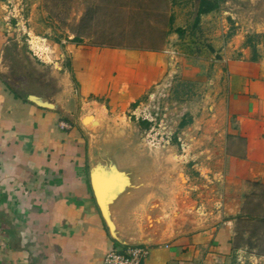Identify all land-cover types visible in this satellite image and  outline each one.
<instances>
[{
  "label": "crops",
  "instance_id": "0c3cea01",
  "mask_svg": "<svg viewBox=\"0 0 264 264\" xmlns=\"http://www.w3.org/2000/svg\"><path fill=\"white\" fill-rule=\"evenodd\" d=\"M237 41L228 43L221 63L227 85L207 97L208 113L190 127L202 128L206 152L218 159L228 191L244 182L264 185V63L252 61L248 49L234 48ZM8 43L0 28V61ZM67 51L71 65L62 68L58 91L29 93L59 110L32 103L0 74V264H104L110 252L140 244L150 250L144 264H228L235 216H222L221 224L219 217H175L182 187L150 180L149 166L132 150L112 149L114 136L124 134L113 128L115 120L99 100L133 104L165 77L162 60L83 43ZM90 97L93 107L84 103ZM94 125L107 130L94 136ZM96 166L107 183L105 199L113 194L107 182L112 168L128 184L110 206L116 236L93 188Z\"/></svg>",
  "mask_w": 264,
  "mask_h": 264
},
{
  "label": "rangeland",
  "instance_id": "374dc122",
  "mask_svg": "<svg viewBox=\"0 0 264 264\" xmlns=\"http://www.w3.org/2000/svg\"><path fill=\"white\" fill-rule=\"evenodd\" d=\"M199 3L0 0V28L9 42L3 50L0 74L11 87L26 94L40 90L54 95L62 68L71 65L67 47L80 44L72 41L76 34H80L83 45L124 54L141 52L153 63L162 60L165 77L135 101V107L124 106L120 99L116 106H110L106 98L99 100L108 107V117L115 120L113 128L124 134L114 136L112 149L132 150L135 160L143 159L149 166L150 180L161 179L182 187L175 217L180 212L190 219L219 217L215 222L221 224L222 216H235L228 264H264V185L244 182L238 189L226 190V175L218 159H211L206 152L202 128L190 130L196 119L208 113L203 105L207 97L215 96L227 85L221 63L228 43L239 40L233 47L248 49L252 58L251 48L247 47L251 36L258 52L257 62L264 63V0H220L219 7L201 16L196 24ZM96 5L101 8L83 20L86 11L94 10ZM119 42L139 49L108 46ZM32 49L41 51V60ZM234 52L243 55L236 49ZM126 87L121 84V93L127 92ZM91 101L92 97L84 103L87 107L96 105ZM142 117L147 118L146 126L142 125ZM87 120L89 125L91 121ZM91 129L94 136L107 130L95 125ZM125 135L128 140L116 139ZM168 139L169 144L165 143ZM118 178L122 179L120 175Z\"/></svg>",
  "mask_w": 264,
  "mask_h": 264
},
{
  "label": "water",
  "instance_id": "95a60500",
  "mask_svg": "<svg viewBox=\"0 0 264 264\" xmlns=\"http://www.w3.org/2000/svg\"><path fill=\"white\" fill-rule=\"evenodd\" d=\"M28 100L41 108H45L49 110H59L60 108L59 104L52 102L51 100L45 98L42 95L29 94ZM111 171L112 172H111L110 178L107 181L108 184L110 181L109 187H111V193H113L111 198H108V199L104 198L102 188L104 187L103 185H106L107 183L99 179V167L98 166H96L92 171V184L96 192V196L98 198L104 218L106 219L113 235L116 236V229H115V224L111 216L110 206L116 198H118L121 194L127 191L126 186L128 184L124 176V173L117 170L116 168H112ZM119 175L122 177L123 179L122 181L121 179L118 178Z\"/></svg>",
  "mask_w": 264,
  "mask_h": 264
},
{
  "label": "built area",
  "instance_id": "2783aa9c",
  "mask_svg": "<svg viewBox=\"0 0 264 264\" xmlns=\"http://www.w3.org/2000/svg\"><path fill=\"white\" fill-rule=\"evenodd\" d=\"M37 49H41V47H38L37 45ZM45 49L46 51L48 50V48ZM32 51L34 56L41 60V57L39 56L41 51L38 50L40 51L39 53L34 51L33 49ZM141 121L144 123L145 121H147V118L142 117ZM165 143L169 144L170 140L168 139ZM149 254L150 250L146 245H134L128 247L123 251L114 250L110 252L106 255L104 264H144L148 259Z\"/></svg>",
  "mask_w": 264,
  "mask_h": 264
},
{
  "label": "trees",
  "instance_id": "16d2710c",
  "mask_svg": "<svg viewBox=\"0 0 264 264\" xmlns=\"http://www.w3.org/2000/svg\"><path fill=\"white\" fill-rule=\"evenodd\" d=\"M219 1L220 0H200V3H199V7H198V12H197V16H196V19H195V23L198 24L199 21H200V17L203 16V15H206V14H209L213 11H215L218 7H219ZM101 8L100 5H96L95 9L94 10H87L86 11V14L83 18V20H88V18L92 17V14L97 12L99 9ZM82 24V23H81ZM73 42H77V43H81V38H80V34H76L74 40H72ZM252 38L251 36L248 38V43H247V47L251 48V51H252V58L251 60L252 61H257L258 59V52H257V49L256 47L252 44ZM104 44H101L100 46H103ZM109 47L111 48H126V49H134V50H138L139 48L137 47H134L130 44H127V43H122V42H119V43H116V44H109L108 45ZM137 104H133V106L135 107ZM143 126H146L147 124L146 123H143L142 124ZM184 125V124H183Z\"/></svg>",
  "mask_w": 264,
  "mask_h": 264
},
{
  "label": "bare ground",
  "instance_id": "6f19581e",
  "mask_svg": "<svg viewBox=\"0 0 264 264\" xmlns=\"http://www.w3.org/2000/svg\"><path fill=\"white\" fill-rule=\"evenodd\" d=\"M88 121H91V119H88L87 122H88Z\"/></svg>",
  "mask_w": 264,
  "mask_h": 264
}]
</instances>
